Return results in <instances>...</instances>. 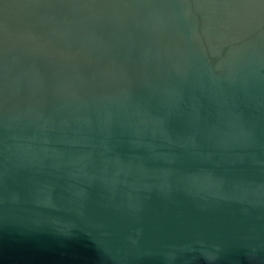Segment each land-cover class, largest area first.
Here are the masks:
<instances>
[{"label":"water","instance_id":"obj_1","mask_svg":"<svg viewBox=\"0 0 264 264\" xmlns=\"http://www.w3.org/2000/svg\"><path fill=\"white\" fill-rule=\"evenodd\" d=\"M0 264H264V0H0Z\"/></svg>","mask_w":264,"mask_h":264}]
</instances>
